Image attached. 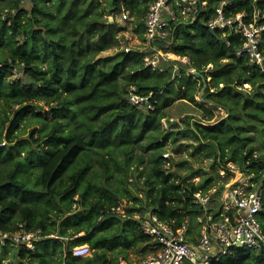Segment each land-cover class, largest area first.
Returning a JSON list of instances; mask_svg holds the SVG:
<instances>
[{
  "label": "trees",
  "instance_id": "trees-1",
  "mask_svg": "<svg viewBox=\"0 0 264 264\" xmlns=\"http://www.w3.org/2000/svg\"><path fill=\"white\" fill-rule=\"evenodd\" d=\"M138 1L0 0V228L13 230L23 221L55 235L38 241L35 251L4 247L0 264L6 257H16L12 264H24L26 257L29 264H119L110 250L120 243H140L147 252L151 242L141 219L111 211L124 199L132 203L130 215L151 210L198 228L202 209L193 203L194 193L216 183L227 162L254 173L264 186V68L238 54L242 35L207 27L217 5L211 0L196 21L174 22L170 46L190 63L180 62L176 74L165 60L163 70L153 69L144 64L148 50L119 47L126 27L110 21L129 10L144 40L149 0ZM240 12L247 22L257 14L264 25V0H232L227 13ZM114 47V54L99 56ZM259 51L264 60V29ZM190 67L207 81L200 100L204 80ZM132 87L150 95L153 108L131 103ZM179 100L199 113L175 122L167 111ZM181 138L195 139L193 153L212 158L211 170L163 156ZM136 146L152 152L147 169L144 155L137 158L140 194L127 185ZM260 220L264 228V201ZM83 244L91 255L70 253ZM211 264H264V246L236 248Z\"/></svg>",
  "mask_w": 264,
  "mask_h": 264
},
{
  "label": "built area",
  "instance_id": "built-area-1",
  "mask_svg": "<svg viewBox=\"0 0 264 264\" xmlns=\"http://www.w3.org/2000/svg\"><path fill=\"white\" fill-rule=\"evenodd\" d=\"M216 2L215 10L205 21L207 27L212 30L229 29L242 35L244 43L238 54H249L252 61L264 68L263 56L259 51L264 25L258 22L257 14L247 22L244 13H227L232 0ZM210 6L211 0H152L145 16L143 50L149 51L143 58L145 66L163 70L161 61L165 60L173 65L176 74L180 62L190 63L187 55L176 54L170 46L176 29L174 22L192 23L202 13H207ZM117 15L132 18L129 10L110 18L115 19ZM125 48L130 50V47ZM194 69L190 67L187 71L196 74ZM134 89L132 87L129 92L130 102L153 108L150 95L135 93ZM164 126L167 127L166 122ZM163 156L167 158L169 153L164 152ZM220 174V179L208 189L194 193L192 201L202 209L196 218L198 228L191 225L188 219L180 224L163 220L151 210L130 215L123 208V202L112 207V212L123 217L141 219L143 233L151 238L145 254L136 259L122 255L119 264H211L236 248L259 250L263 247L264 228L260 212L263 209L264 186H259L254 173L246 174L233 161L227 162L220 169ZM226 177L229 179L226 180ZM200 178L196 176L193 180L198 182ZM48 236L55 235H46L42 228L28 227L21 221L13 230L0 228V252L4 247L35 251L36 243ZM70 253L73 256H87L92 254V250L88 244H83L72 247ZM3 263L12 264V260L6 257Z\"/></svg>",
  "mask_w": 264,
  "mask_h": 264
},
{
  "label": "rangeland",
  "instance_id": "rangeland-1",
  "mask_svg": "<svg viewBox=\"0 0 264 264\" xmlns=\"http://www.w3.org/2000/svg\"><path fill=\"white\" fill-rule=\"evenodd\" d=\"M150 2H151V0H149V2L147 3L148 6L150 5ZM137 4L138 5L143 4V0L138 1ZM115 18L120 22V25H122L123 27L124 26L126 27V29H124L119 34V37H120V46L119 47L120 48L130 47L133 49H138V48L144 49V44H143L144 40L140 37V34L134 30L135 25L133 23V20L136 19V17L133 18V16H132V18H123V16L120 17L117 15ZM117 50H118V47H114V48H111L109 50L102 51L99 54V56L114 54ZM15 70H16L18 75H21V72L19 69H15ZM246 87L249 88L250 85L247 84ZM196 98L198 100L201 99L200 93L196 96ZM190 111H194L196 113H199V109L196 108L195 106H193L191 102L186 101V100H179L176 103H174L168 109L167 113H168L170 118L172 117L171 119H173L174 121H177V119H181L182 116H184V114H187ZM164 121L168 124L167 120H164ZM193 140H195V139L191 140V139L181 138V140H179L176 145H174V146L168 145V149H166V152L169 153V157L170 156L173 157L174 161H180L183 159H188V160L191 159V161H193V165L195 167L202 166L206 170H211L212 169L211 168L212 167V158H208L205 156L204 159L199 160L197 158L198 157L197 154L193 153V151L195 150L194 145H193V142H194ZM256 152L261 153L260 150H258ZM151 153H152L151 151L144 152V150L140 146H136V148L133 149V152H132L133 162L130 164L129 170L127 171V179H128L127 185L129 188H131L132 191H134L137 194L138 193L140 194L141 192H139L136 185L137 184H139V186L142 185L140 179L137 177L139 170L135 169L137 167V164H140L139 162H137V158L140 154L144 155L145 164L142 165V168L147 169L148 159H149V156ZM120 157L122 158L123 155L120 154ZM173 168L176 170L180 169L184 173L188 172V169L183 168L181 166L174 165ZM139 169H141V168H139ZM129 203L130 204L127 205L128 199L127 198L124 199L123 204H125V206H123V208L126 209L127 206H131L132 203L131 202H129ZM91 250L93 253L92 248H91ZM142 250H143V246L140 243L136 244V245H134V243H133V244H129L128 246H124L122 243H120L117 248H115L114 250H110V255L112 256V258L118 259L119 263H120V257L122 255H126L130 259H136V258L142 256L146 252V251H144V250L142 251ZM11 260L13 262L16 261V257H15V259H12V257H11ZM24 260H25L24 264H29L28 257H26Z\"/></svg>",
  "mask_w": 264,
  "mask_h": 264
},
{
  "label": "water",
  "instance_id": "water-1",
  "mask_svg": "<svg viewBox=\"0 0 264 264\" xmlns=\"http://www.w3.org/2000/svg\"><path fill=\"white\" fill-rule=\"evenodd\" d=\"M113 20H114L113 18H110V21H113ZM194 71H195V73H196L197 75L203 77V80H204V87H203V88L201 89V91H200V96H201V98H202V97H203V94H204V92H205V88L207 87V81H206V79L204 78L203 74H202L199 70L194 69ZM175 122H176V121H175Z\"/></svg>",
  "mask_w": 264,
  "mask_h": 264
},
{
  "label": "crops",
  "instance_id": "crops-1",
  "mask_svg": "<svg viewBox=\"0 0 264 264\" xmlns=\"http://www.w3.org/2000/svg\"><path fill=\"white\" fill-rule=\"evenodd\" d=\"M177 122V121H176ZM16 249H19V248H16Z\"/></svg>",
  "mask_w": 264,
  "mask_h": 264
}]
</instances>
